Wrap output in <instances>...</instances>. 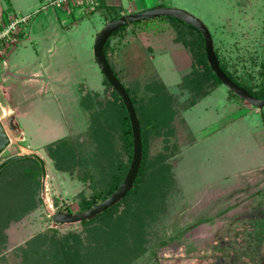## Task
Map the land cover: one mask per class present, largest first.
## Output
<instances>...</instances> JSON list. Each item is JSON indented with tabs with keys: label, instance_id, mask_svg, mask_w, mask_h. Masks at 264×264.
Returning <instances> with one entry per match:
<instances>
[{
	"label": "rangeland",
	"instance_id": "374dc122",
	"mask_svg": "<svg viewBox=\"0 0 264 264\" xmlns=\"http://www.w3.org/2000/svg\"><path fill=\"white\" fill-rule=\"evenodd\" d=\"M152 1L200 18L228 69L258 94L263 86L264 0ZM0 2L5 21L37 2L23 12L33 16L31 23L48 3ZM123 5L127 7L128 0ZM116 13L119 9L114 7L77 19L67 44L53 53L52 85L43 84L42 93H35L24 78L17 81L18 120L25 138L12 140L0 159L25 150L22 145L31 147L46 160L47 176L40 182L39 164L32 157L2 169L0 264H264V107L251 105V112L237 107L235 101L242 99L224 84L183 113L197 143L171 158H154L140 192L119 213L89 224L54 220L59 211L78 212L80 196L100 190L117 162L118 148L106 142V125L115 122L117 106L105 103L104 74L94 58L95 37L109 22V14ZM75 20L70 23L75 25ZM140 37L154 47L153 60L170 92L179 93L178 83L191 68L190 56L179 54L168 30L141 32ZM24 42L0 59L8 57L11 65L20 63L25 70L33 68L38 64L35 45L26 48ZM36 47L39 55L47 54L43 46ZM80 84L100 91L105 100L95 124L79 107ZM207 85L209 89L211 84ZM180 94L183 99L189 92ZM156 115L151 111L154 120ZM160 130L163 149L168 125ZM72 134H78L79 144L90 146L83 164L73 162L79 148L72 142L63 152L55 145L46 148ZM53 157L68 169L59 170ZM163 166L168 167L165 172L172 168L175 178L157 173ZM35 203L37 208L27 214Z\"/></svg>",
	"mask_w": 264,
	"mask_h": 264
},
{
	"label": "trees",
	"instance_id": "16d2710c",
	"mask_svg": "<svg viewBox=\"0 0 264 264\" xmlns=\"http://www.w3.org/2000/svg\"><path fill=\"white\" fill-rule=\"evenodd\" d=\"M102 5L103 3H100V6L91 11H96L98 8H101ZM107 9L111 10V8L108 7ZM120 16H122L121 13H116L115 15L109 14L107 20L111 21ZM167 30L172 33L176 43L186 48L192 60L191 71L186 74L182 82L179 83L181 92L184 90L189 92V96L186 99L180 98L181 94L174 95L170 92L151 57L153 52L152 47L146 45L140 37L141 32H145L146 34H157L166 32ZM215 51L220 60L221 67L231 79L249 90L254 96L260 98L264 97V69L263 86L260 87L257 94L242 85L236 79V74L228 69L227 64L222 61L220 53L216 48ZM104 52L114 73L128 91L135 105L141 126L143 156L134 186L128 194L108 210L93 218L81 221L82 224H89L98 219L111 217L119 213L127 201L140 192L141 186L145 181L146 174L148 170H150L154 158H171L181 153L184 147L194 144L196 142V137L184 118L183 111L195 105L202 97L208 95L217 86L222 85L221 80L211 69L208 62L205 39L202 33L193 25L178 18L158 16L125 24L113 32L104 46ZM102 82L106 101L102 99L100 91L84 88L86 86L80 84L78 86L81 92L79 107L82 108L83 112L88 113L89 118L92 120L93 124H95L97 116H100L99 113L101 112L99 111L103 108L102 105L104 101L105 103L110 101L117 106V118L115 122L106 125V142H110L112 146L114 144V147L118 148V152H116L118 158H116L117 162L113 167L110 177L105 182V185L89 196H80L78 211L88 209L102 202L118 188L130 168L134 153L133 132L126 106L105 76H103ZM207 84H211L209 89H207ZM229 91L232 95L238 97L231 90ZM161 108L164 110H161ZM151 111L152 114H157V117H154L156 118L155 120L151 116ZM164 125H168V136L163 140L164 147L161 149V135L163 133L160 129H162ZM77 135L78 134H72L71 136H66L55 142L49 143L46 148L55 145L56 150L63 152L72 142L74 146L79 148L72 157L74 158L73 162H75L76 165L83 164V158H86L90 153L88 149L90 146L79 144ZM170 138H172V140L170 145H168ZM67 151L69 150L67 149ZM31 159L36 160L33 157ZM53 159L55 160V166L59 170L66 171L68 169V166H61L58 164V158L53 157ZM36 161L40 168L41 182L42 169L39 161ZM164 168L168 167L163 166L162 169H158L157 173L160 175L165 173V176L170 179L172 177L175 178L172 168H169L168 172H165ZM163 179L164 178L161 177L160 182H162ZM37 206V203H35L27 214L35 210ZM2 254L4 253L0 251V255Z\"/></svg>",
	"mask_w": 264,
	"mask_h": 264
},
{
	"label": "water",
	"instance_id": "95a60500",
	"mask_svg": "<svg viewBox=\"0 0 264 264\" xmlns=\"http://www.w3.org/2000/svg\"><path fill=\"white\" fill-rule=\"evenodd\" d=\"M158 16H170L178 18L197 28L202 33L205 39L207 59L210 64V67L215 72L217 77L221 80L222 84H224L239 98L250 103L251 105L256 106L258 108L264 107V97L260 98L254 96L252 93H250L249 90L240 86L233 79H231L223 70V68L221 67L220 60L215 51L214 39L210 29L200 18L188 12L187 10L171 6H155L143 11L126 14L109 21L95 37L94 58L102 73L112 84L115 91L122 98L126 106L133 132L134 153L132 162L122 183L109 197H107L102 202L82 211H78L75 213L63 211L57 212L54 216V220L58 223L70 224L93 218L96 215L108 210L114 204L122 200L134 186V182L139 173L143 156L140 121L137 115L135 105L128 91L114 73L110 62L106 57V54L104 52V46L113 34V32L122 27L123 25L132 23L137 20L148 19ZM20 132L21 128L19 126V122L17 121L16 116L14 114L10 115L5 122H3L0 118V155L12 143L11 136L20 135ZM27 157H33L39 161L42 169L43 182H45L47 176L46 160L37 152L13 153L10 156L3 158L0 161V172L8 164ZM44 187L45 184H43V190Z\"/></svg>",
	"mask_w": 264,
	"mask_h": 264
},
{
	"label": "crops",
	"instance_id": "0c3cea01",
	"mask_svg": "<svg viewBox=\"0 0 264 264\" xmlns=\"http://www.w3.org/2000/svg\"><path fill=\"white\" fill-rule=\"evenodd\" d=\"M48 1H50V0H40V3L41 2L45 3ZM118 1H119V3H115V0H100V3H103V5L101 8H98L97 10H101V9L108 10L107 7L111 8V9L114 7H117V9H119V13H121L123 16L126 14L143 11V10H146V9H149V8H152L155 6L153 4L152 0H128V6L127 7H125L123 5V0H118ZM33 6L36 7L37 2L34 3V5H31V7L27 8L26 10L30 11V10L34 9ZM43 9H45V10H41L39 12V13L43 12V14H40L39 16H37V18L32 23L29 22L26 26H24L22 28L21 39H20V42L25 41L24 43H25L26 48H28L29 45L30 46L35 45V49L34 48L33 49H34L35 54L37 56L36 60L38 61V64L33 65V68H31L30 70H25L20 63H14V65H11L10 59L8 57L7 58L5 57L4 59H0V61H3V63L6 64L4 67L3 66L4 64L2 62H0V118L3 122H5L4 118L6 116H10L12 114H14L16 116V119L19 122V120H18L19 109L18 108H19V103H20V92H21V90L17 86V81H20L21 79L23 80V78L26 79V82H29L30 87L32 89H34L35 93H38V92L42 93L44 90V85H46V86H48V84L52 85L53 80H52V76L49 74V71H50L49 68L52 65V61L55 58L53 53H55L57 46L67 44L68 35L70 34L73 27L74 26L76 27L78 22H79V20H77V19H81L83 16L89 15L90 13L95 12V11H91V10H84V9L77 8V7L73 8V10L71 12H68L65 9H59V8H55L52 6H46V5L44 6ZM27 11H21L20 13H16V14H20V15H17L15 17L23 16V14H24L23 12H27ZM11 18H13V17L9 16V19H11ZM72 18L76 19L75 25H72L73 23H70ZM31 20H32V18H31ZM30 23H31V25H30ZM34 26H35V28H34ZM173 41H174V38H173ZM38 44L40 47L43 46L42 48L47 51V54H48L47 60H46L47 54L44 56L39 55V53H38L39 50L36 47ZM145 44L150 45L152 47L153 52L151 54V57L153 59L154 52H155L154 47L152 46L151 42L145 43ZM174 44L176 46H178L177 51L178 52L180 51L179 54L182 52L183 53L186 52L189 55L188 51L186 50V48L184 46L176 43L175 41H174ZM9 51H10V49L8 50V52ZM190 59H191V57H190ZM191 65H192V60H191ZM37 66L40 68V70L36 69ZM190 71H191V68L183 74L182 80H183V77L186 74H188ZM74 75H76V74H74ZM45 77H48L50 80L46 81L44 79ZM162 80H163V78H162ZM164 83H165V81H164ZM166 86H167V84H166ZM178 86H179V83H178ZM219 86H217L215 89H217ZM215 89H213V90H215ZM212 91L209 94H211ZM180 93H181V90L179 88V93H177V94H180ZM208 95L202 97L198 102H200L202 99H204ZM187 97L185 96L183 99H186ZM235 103L237 104V107H239V108L247 109L250 112L252 111L251 104L244 101V100H236ZM192 107H190V108H192ZM190 108L186 109L185 111L189 110ZM5 109H7L8 112H4ZM185 111H183V113H185ZM19 126H20V123H19ZM191 129H192V127H191ZM192 131H193V129H192ZM11 138L13 141H14V139L16 141L17 140H20V141L23 140L25 138L24 130L21 128V132H20L19 137L11 136ZM196 143L197 142H195L194 144L189 145V146L191 147V146L195 145ZM21 147L24 148L25 150H18L15 153H29V152L33 151V149L31 147H28L25 145H22ZM2 154L0 155V157L2 156ZM2 159H0V161Z\"/></svg>",
	"mask_w": 264,
	"mask_h": 264
},
{
	"label": "built area",
	"instance_id": "2783aa9c",
	"mask_svg": "<svg viewBox=\"0 0 264 264\" xmlns=\"http://www.w3.org/2000/svg\"><path fill=\"white\" fill-rule=\"evenodd\" d=\"M46 6L65 9L68 12L75 7L92 10L100 6V0H50ZM31 18L32 15L27 14L5 21L3 14H0V58L6 56L8 50L20 42L22 28L30 22Z\"/></svg>",
	"mask_w": 264,
	"mask_h": 264
},
{
	"label": "bare ground",
	"instance_id": "6f19581e",
	"mask_svg": "<svg viewBox=\"0 0 264 264\" xmlns=\"http://www.w3.org/2000/svg\"><path fill=\"white\" fill-rule=\"evenodd\" d=\"M4 112H8V110H7V109H5V110H4Z\"/></svg>",
	"mask_w": 264,
	"mask_h": 264
}]
</instances>
